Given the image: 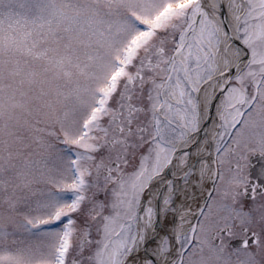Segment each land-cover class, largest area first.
Listing matches in <instances>:
<instances>
[{
  "label": "snow or ice",
  "instance_id": "snow-or-ice-1",
  "mask_svg": "<svg viewBox=\"0 0 264 264\" xmlns=\"http://www.w3.org/2000/svg\"><path fill=\"white\" fill-rule=\"evenodd\" d=\"M264 0H0V264H264Z\"/></svg>",
  "mask_w": 264,
  "mask_h": 264
},
{
  "label": "flooded vegetation",
  "instance_id": "flooded-vegetation-1",
  "mask_svg": "<svg viewBox=\"0 0 264 264\" xmlns=\"http://www.w3.org/2000/svg\"><path fill=\"white\" fill-rule=\"evenodd\" d=\"M252 164H253V171L258 172L259 169L264 167V160H260L259 158H253Z\"/></svg>",
  "mask_w": 264,
  "mask_h": 264
}]
</instances>
